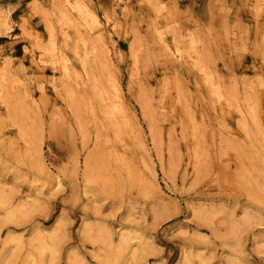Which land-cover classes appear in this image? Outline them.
<instances>
[{"label": "rangeland", "instance_id": "1", "mask_svg": "<svg viewBox=\"0 0 264 264\" xmlns=\"http://www.w3.org/2000/svg\"><path fill=\"white\" fill-rule=\"evenodd\" d=\"M4 66L0 264H264V0H0Z\"/></svg>", "mask_w": 264, "mask_h": 264}, {"label": "bare ground", "instance_id": "2", "mask_svg": "<svg viewBox=\"0 0 264 264\" xmlns=\"http://www.w3.org/2000/svg\"><path fill=\"white\" fill-rule=\"evenodd\" d=\"M74 2V1H73ZM72 5V3H71ZM87 10V9H86ZM86 12V11H85ZM3 62V61H2ZM6 66V65H5ZM5 66L2 68L3 69V73L0 75V77L4 76L5 75ZM67 67L64 68V71L67 72ZM2 80V79H1ZM0 80V81H1ZM208 84H210V87H211V91H212V95L217 98L218 100H220V98H222V93L219 89L218 86H216V84H214L212 81H211V78H208V81H207ZM1 84V83H0ZM113 109V108H112ZM243 118V117H242ZM61 180V179H60ZM153 180H155V174L153 173ZM55 182H56V187L57 186H60V181H59V178L56 177L55 178ZM133 239H136V238H131V237H126L124 235L121 234L120 236V240H119V244H118V249L120 251H123V250H126V249H131L132 248V243H131V240ZM54 240V237L50 238V242H52ZM43 250H46V246L45 244H43V247H42Z\"/></svg>", "mask_w": 264, "mask_h": 264}]
</instances>
